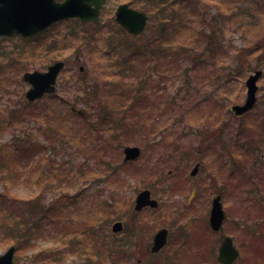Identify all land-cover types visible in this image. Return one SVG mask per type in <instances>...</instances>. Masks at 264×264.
Returning a JSON list of instances; mask_svg holds the SVG:
<instances>
[{
    "label": "rangeland",
    "instance_id": "374dc122",
    "mask_svg": "<svg viewBox=\"0 0 264 264\" xmlns=\"http://www.w3.org/2000/svg\"><path fill=\"white\" fill-rule=\"evenodd\" d=\"M126 3L149 21L145 33L130 37L132 49L139 46V51L119 72L115 64L127 35L114 14ZM206 23L225 47L217 56L206 53V62L193 67L176 52L195 41L196 56L204 53L196 34ZM158 36L167 41L162 44L171 57L160 65L157 60L163 73L154 66L157 56L140 53ZM150 47L156 52L159 45ZM261 58L264 0H105L97 25L69 19L31 39L1 38L0 194L13 204L32 202V219L40 216L43 198V226L36 227L29 245L16 246L13 264H218L221 236H232L240 251L233 264H264V225L256 235L264 219ZM59 60L65 69L55 93L27 103L23 73L44 71ZM257 67L263 74L256 104L236 118L230 107L244 102L245 81ZM87 86L115 112L109 122L96 123L102 110L83 106ZM174 97L184 111L189 102L198 106L169 117L165 109ZM66 106L74 107L67 116ZM120 120L128 126L116 128ZM258 138L257 154L249 155V142ZM124 146H138L140 157L123 162ZM196 161L200 171L190 177ZM143 189L158 207L134 212L135 196ZM218 194L226 219L213 233L208 210ZM21 213L27 226L35 225L25 207ZM2 220L14 222L0 210ZM116 221L124 228L112 233ZM160 228L168 229V244L152 255V237ZM10 245L13 241L0 235V254Z\"/></svg>",
    "mask_w": 264,
    "mask_h": 264
},
{
    "label": "water",
    "instance_id": "95a60500",
    "mask_svg": "<svg viewBox=\"0 0 264 264\" xmlns=\"http://www.w3.org/2000/svg\"><path fill=\"white\" fill-rule=\"evenodd\" d=\"M104 0H0V35H12L19 33L25 37L34 35L48 25L61 19L72 17L79 18L82 22L96 23L99 10ZM116 21L123 29L136 35L144 30L147 15L130 9L128 4L118 7L115 15ZM64 63L59 61L49 66L46 72L34 71L25 73L23 78L31 88L26 92V98L30 101L40 98L44 93L54 91L55 79L63 68ZM261 71H255L246 81V99L242 105H233L231 110L235 115H242L250 110L256 101L257 80ZM124 161L136 159L140 150L138 147H125L123 150ZM199 164H196L191 175H195ZM145 206L156 207L157 202L150 198L148 190L141 191L135 200L134 209L141 210ZM224 220V213L220 197L216 196L212 201L209 225L217 231ZM122 224L116 222L112 225L113 232H119ZM167 230L161 229L153 238L151 251L158 252L166 243ZM14 247H9L0 255V264H12ZM238 257V251L233 246L230 237L224 238L219 248L218 261L221 264H232Z\"/></svg>",
    "mask_w": 264,
    "mask_h": 264
},
{
    "label": "trees",
    "instance_id": "16d2710c",
    "mask_svg": "<svg viewBox=\"0 0 264 264\" xmlns=\"http://www.w3.org/2000/svg\"><path fill=\"white\" fill-rule=\"evenodd\" d=\"M169 22V21H168ZM205 23V22H204ZM212 24V23H211ZM207 28H205L203 31L198 32L196 34L197 37L201 38V42H199L198 45H200L202 47V53L199 57L196 56V54L194 53V48L197 42H193V46L191 48H186V49H180V51L176 52V56L182 57V58H186L188 61H190L193 65V67H195L194 65L197 63H201V61L206 62L207 57L204 59V55L207 53L208 55H214L217 56V54L221 51L224 50V47L222 45V41H219V39L217 38V33L216 31L210 26H208V24H205ZM123 33V32H122ZM124 34V33H123ZM124 38V42L121 43L122 49L120 50L121 56L118 57L117 59V63L115 64V67L118 69L119 72L121 71H125L126 68H128L130 65H132L131 63V59L133 57L136 56L137 52L139 51V46L136 47L134 50L131 47V40L130 37H126L125 35H123ZM147 40L146 43H144L143 46H141V54L146 55L147 57H153L156 58V63H155V67L158 68L159 73H163V71H161L159 69V66L157 64V60L158 63L160 65V62H167L171 59L167 47L165 45H163V42H167L165 41L161 36H158L156 38H152ZM154 46V45H159V47H157L155 49L156 52L154 51L153 47H150V45ZM162 44V45H161ZM138 48V49H137ZM164 56H167L165 58H163ZM261 68L264 66V58H261L258 64ZM260 67H257V69H260ZM174 72V71H172ZM125 72H122V74H124ZM170 73H168L167 75H169ZM227 76L224 77V82L225 85L226 83H228L230 81V77L232 76V74L230 75V72L226 74ZM197 82H202V79L197 78ZM189 81H184V85L189 84ZM84 83L82 82V85ZM88 89H85V95L87 96V102L83 104L84 107L86 108H92L93 110H95L96 108H100L102 110L101 116H98L96 119V123H98L99 121H105V122H109L110 118L113 117L114 115V111L112 110H107L105 104L103 103L102 98L99 97V92L96 88H94V90H90L89 86H87ZM214 87L220 88L219 85H214ZM194 88V87H193ZM214 94L210 95V98L213 97ZM141 99V97L139 98ZM184 100H187L186 98H184ZM141 103V101H140ZM182 103H179V101H177V99L174 97L171 99V101L168 103V107L165 109L166 114L171 117V116H177L178 112H182L183 111V116H185V114L188 112L189 109H187L188 107L192 106V102H189V106L186 108V110L184 111L183 107L180 105ZM198 106V104L196 103L195 105H193V107ZM74 110V107H70V106H66V110H65V115H69L70 113H72ZM83 115H85V113L83 112ZM183 116L181 115V117L183 118ZM64 117V116H63ZM84 118V120L87 121L86 116H82ZM70 119V118H68ZM117 125L120 124L118 127H125L128 126L127 124H124V122L122 120H120L118 123H116ZM261 138H258L257 140H255L254 142H249V145L246 148V153H249V155H252L253 153L257 154V151L259 150L260 144H261ZM252 140V139H251ZM14 143L11 145L13 146ZM16 150H19L18 148H15ZM251 150V151H249ZM175 151V149H174ZM173 151V152H174ZM183 157H187V160H189V156L187 154H185V156ZM1 159V156H0ZM1 169V168H0ZM23 203V202H22ZM24 204V203H23ZM10 205H14L13 208L10 210ZM17 209V206L15 204H13L10 199H6L2 194H0V210L4 211L5 213L9 214V217H12V219L14 220L13 223H9L4 222L2 220L1 224H0V235L2 237L8 238L9 240H12L15 246H21V245H29L30 240L34 239L33 238V234L35 233V229L36 225H32V226H27L28 222L24 219L23 215L20 213V208L19 210H14ZM22 220H21V219ZM29 220L31 222H35L36 220H41V218L38 217L36 219H32L29 218ZM35 224V223H33Z\"/></svg>",
    "mask_w": 264,
    "mask_h": 264
}]
</instances>
